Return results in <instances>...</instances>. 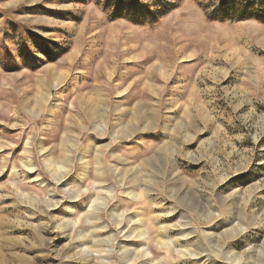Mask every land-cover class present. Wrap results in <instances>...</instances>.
<instances>
[{"label":"rangeland","instance_id":"374dc122","mask_svg":"<svg viewBox=\"0 0 264 264\" xmlns=\"http://www.w3.org/2000/svg\"><path fill=\"white\" fill-rule=\"evenodd\" d=\"M221 1L0 0V264H264V16Z\"/></svg>","mask_w":264,"mask_h":264},{"label":"bare ground","instance_id":"6f19581e","mask_svg":"<svg viewBox=\"0 0 264 264\" xmlns=\"http://www.w3.org/2000/svg\"><path fill=\"white\" fill-rule=\"evenodd\" d=\"M42 151H45V148L43 146H42ZM98 155H99V153H98ZM100 155H102V154H100ZM71 157L72 156L69 155L66 158L65 163H63L62 165H60V166L56 165L57 166L56 169L52 168V166H51L52 162L49 165H47L49 167L50 172H51V176H52L53 180L55 181L54 185H50L49 183L45 182L44 180H41V182H40L41 185H44L45 188L48 189L47 192L49 193V196H48V199L44 201L47 209H51V208L58 206L57 195L59 192H62L64 194V196H66V198L68 197L71 201L76 200V199L80 198L83 194H85V192H83L82 188L80 187L81 182L79 179L76 181L78 183V186L76 187L75 190L67 189L65 179H66V176L68 175L70 168H71V165H72ZM81 160H82V163H81L82 171L84 174H88L91 168H90V163L87 160V156L84 155ZM96 160H97L96 172H97L98 176L100 177V181L97 183L105 184L107 180L105 177L104 164H103L104 162H102L100 159H96ZM25 166L27 167L28 171H30L32 173L34 172V167H33V164L31 161L30 162L26 161ZM54 167H55V165H54ZM36 178L39 179L40 174L37 175ZM120 183H121V187L125 188L124 181L120 180ZM109 192H110V196H108V200H112L114 198V193H113L112 189H110ZM130 196L132 198L133 197L136 198L138 196V194L134 190H132L130 192ZM92 208H94V207L92 206ZM73 212L74 211L71 210L68 213V216H70L71 218H68L67 221L65 222V224L64 223L61 224V227H63L64 229H68L69 232L80 233L81 234L80 239L84 240L87 237V235H86V233H84L83 230L77 229L76 225L78 222L77 221L75 222L74 219L72 218ZM111 216L114 219V223L117 224L116 227L119 229L120 233L125 234L126 238H130L131 235H136V238L138 240H141V239L144 241L148 240L149 232L146 230V228H144L145 222H143V218H142V220H139L138 217L130 218L129 220H127V221H130V223H128L124 216H117L115 211H113ZM97 220H100V219H97ZM138 221H140V222H138ZM130 224H133V225H130ZM111 244H114V243L111 242ZM125 246L126 245L121 247L120 250H118V251L115 248H112V249L110 248V251L108 253H104L105 256L100 257L99 259L101 261H103L104 264H114V259H115L114 257L118 254V252H120L122 250L121 251L122 252V254H121L122 264H134L137 261H139L141 258L148 261L149 252L146 248L144 250L142 248V250H143L142 252H139V251L137 252L135 248L126 249ZM87 255H89V254H87V252H85V255H83L84 258ZM241 259L242 258H236L234 255L229 257V260H231L233 264H242ZM146 263L148 264V262H146Z\"/></svg>","mask_w":264,"mask_h":264},{"label":"trees","instance_id":"16d2710c","mask_svg":"<svg viewBox=\"0 0 264 264\" xmlns=\"http://www.w3.org/2000/svg\"><path fill=\"white\" fill-rule=\"evenodd\" d=\"M260 7V8H259ZM255 5L252 0H222L220 3L221 18H225L229 13L246 16H264V5Z\"/></svg>","mask_w":264,"mask_h":264}]
</instances>
